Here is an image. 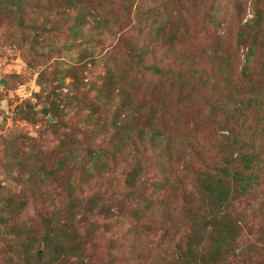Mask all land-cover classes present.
Here are the masks:
<instances>
[{"label": "rangeland", "instance_id": "374dc122", "mask_svg": "<svg viewBox=\"0 0 264 264\" xmlns=\"http://www.w3.org/2000/svg\"><path fill=\"white\" fill-rule=\"evenodd\" d=\"M1 1L0 8L3 6ZM130 1L132 3L128 5ZM136 1L128 0L124 7L133 16V3ZM193 1L195 5L193 3L192 8L188 6L189 13L186 14L188 39L182 43L162 45L161 41L151 44L150 31L156 25L146 21L145 17L139 16L136 21L132 16L128 24L134 25L137 31L141 30L138 38L147 52L148 62L155 63L165 72L179 74L184 79L194 77L209 86L220 63L205 53L210 44L205 33L209 11L218 22L213 28L215 33H226L228 53L232 56L236 72L244 62L245 53V48H236V33L240 26L253 18L255 0ZM257 1V6L264 11V0ZM8 2L9 8L0 9V196L17 195L16 199L22 200L23 209L16 216L8 213L0 219V264H24L26 252L31 250L34 254L35 250H43L40 241L29 244L36 233L45 231L42 217L46 212L58 223L54 234L69 238L67 260H59L56 253L54 264H176L172 257L179 252L175 245L179 235L174 239L173 232L184 229V225L166 223L162 219V209L154 216L153 210L147 211L136 222L132 210L137 208H128V203L120 211L112 209L110 217H97L96 213L83 207L82 213H75L78 225L72 223V227L70 222H63L60 212L69 203L65 190L71 188L72 182L79 200L94 193L104 194L110 188L121 187L125 177L123 170L137 162L136 155L125 150L121 154L125 157L123 161V157H117L110 163L106 174L87 183L80 182L78 171L63 174L58 165L66 155L85 158L94 145L109 147L112 112L108 113V102L100 97L99 92L112 90L106 86L107 76L113 74L116 67L117 73H121L123 68L124 60L121 59L124 55L122 49L117 48L118 37L103 34L95 39L85 30L84 33L70 31L74 22L70 13L75 11L69 9L68 4L62 9L55 0H23L24 11L16 13L11 0ZM100 2V5H88L93 13L111 14L118 4V0H114V6L111 0ZM48 8L52 10L48 11ZM172 9L167 7L164 11L169 13ZM19 19L25 23H20ZM87 19L92 21L91 17ZM114 61H118L116 66ZM138 79L141 99L148 96L157 105L160 95L169 94V102L173 104V112L168 114H171V122L178 117L177 110H189L184 116L182 130L187 129L186 121L196 120L198 113L202 115L204 108L198 103H202L204 97L214 95L212 88H203L200 84L186 89L194 91L192 96L185 91L182 97H178L180 95L175 94L181 83L173 87L170 81L160 82L159 78L150 75ZM260 83L264 87V79ZM254 109L251 119L264 122V101ZM168 131L173 132L175 128ZM203 133L199 138L202 141L201 152L195 157L197 167L198 163L206 160H219L217 148L210 150V141L218 137L210 130ZM71 134L74 135L70 137ZM66 143L71 145L70 148L63 146ZM160 154L161 151L157 150V153H148L145 157L143 178L149 190L139 187L144 194L151 193V182H159L163 178L160 165L165 160L158 157ZM184 160L182 156L175 162L179 166L177 171L186 165ZM69 177L70 184L67 181ZM189 178L192 179L193 175ZM31 187H37L36 191L30 192ZM2 203L0 199V205ZM117 204L109 200V205ZM251 204L252 199L246 196L235 203L238 212L247 210V217L240 221L239 231L244 245L237 254L244 250L243 264H264V213L252 209ZM64 225L65 228L62 227ZM64 254L62 252L59 256L64 258ZM235 260L241 264L238 256Z\"/></svg>", "mask_w": 264, "mask_h": 264}, {"label": "trees", "instance_id": "16d2710c", "mask_svg": "<svg viewBox=\"0 0 264 264\" xmlns=\"http://www.w3.org/2000/svg\"><path fill=\"white\" fill-rule=\"evenodd\" d=\"M55 1H58L62 9L65 4H68L69 9H74L75 12L70 13V16H74L70 31L84 33L85 30L95 39L103 34L117 36V48H121L124 55L121 59L124 60L121 73H117L116 67L113 74L107 76L106 86L112 90L99 92L100 97L108 102V113L112 112L109 147L94 145L85 158L66 155L58 163L60 171L64 174L66 171L76 170L81 175L80 182L87 183L106 174L110 163L117 157H123L121 154L125 150H130L137 157L133 167L128 165L123 170L125 177L121 187L110 188L104 194L94 193L79 200L72 182L71 188L65 190L69 203L64 205V210H60L63 222H70V227L73 226L72 223L78 225L75 213H82L83 207L86 211L96 213L97 217H110L112 209L120 211L128 203V208H137L132 210L136 222L147 211L153 210L154 216L162 209V219L166 223L184 225V229L173 232L174 239L179 235L175 241L179 252L172 257L176 264H237V256L243 264L241 257L245 256L244 250L240 254H237V250L244 245L239 231L240 221L247 217V210L238 212L235 203L246 196L247 199H252V209L264 213V122L257 118L251 119L254 108L264 101V87L260 83L264 79V11L257 6L258 1L255 0L256 12L253 18L240 26L236 33V48H245L244 62L236 72L232 56L228 53L226 33H215L213 28L218 22L214 21L216 17L209 11L205 33L210 44L205 53L213 60L220 61L209 86L194 77L184 79L179 74L165 72L155 63L148 62L147 52L138 38L141 30L137 31L134 25L128 24L133 16L124 8L128 0H118L116 10L113 9L111 14H96L88 7L94 3L100 5L102 0ZM111 1L114 6V0ZM1 3V10L9 8L8 0H2ZM11 3L16 13L24 11L23 0H11ZM130 3L132 2L128 5ZM193 3L195 5L193 0H137L133 3V18L136 20L139 16L145 17L146 21L150 20L152 25H156L150 31L151 44L161 41L162 45L182 43L188 39L189 20L186 14L189 13L188 6L192 8ZM167 7H172V12L166 13L164 9ZM51 10L48 8V11ZM18 21L25 23L21 19ZM87 25H90L89 28ZM117 62L114 61V66ZM146 75L156 76L160 82L170 81V86L173 87L181 83L180 90L175 94L180 95L178 97H182L185 91L192 96L194 91L186 89L200 84L203 88H212L214 95L206 96L202 103H198L204 108L202 115L198 113L196 120L186 121L185 131L182 126L189 110H177L178 117L171 122V114H168L173 112V104L169 102V94L160 95L157 105L148 96L140 98L138 78ZM169 128H175V131L169 132ZM209 130L218 137L210 141V150L217 148L219 160H206L198 163L197 167L195 157L200 155L202 146L199 138ZM65 145L69 148L71 146L68 143L63 146ZM157 150L161 151L158 157H164L165 160L160 165L163 178L159 182L150 183L152 190L148 195L139 187L144 186V190H149L145 187L147 181L143 178L145 157L148 153H157ZM182 156L186 159V165L177 171L179 166L175 162ZM150 165H153V161ZM52 173L54 174L50 172ZM190 175H193L192 179L189 178ZM70 178L67 179L69 184ZM36 189L37 187H31L29 191ZM10 195L0 196L3 201L0 205V219L8 213L16 216L23 209L22 200L16 199L15 194ZM109 200L112 204H118L111 206ZM43 216L46 229L42 233H36L29 244L40 241L43 250H35L34 254L31 250L26 252L24 264H54L53 256L56 253L59 260H67L69 238L54 234L58 223L52 220L51 214L46 212ZM1 227L2 225L0 229ZM62 227L65 228V225ZM61 231L63 232V228ZM16 243L19 246L18 240ZM62 252L65 253L64 258L59 256Z\"/></svg>", "mask_w": 264, "mask_h": 264}]
</instances>
